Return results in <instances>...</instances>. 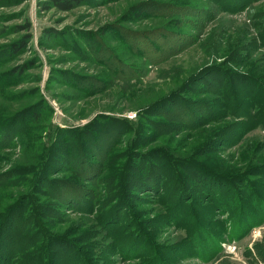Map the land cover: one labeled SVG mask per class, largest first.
<instances>
[{
	"label": "rangeland",
	"instance_id": "1",
	"mask_svg": "<svg viewBox=\"0 0 264 264\" xmlns=\"http://www.w3.org/2000/svg\"><path fill=\"white\" fill-rule=\"evenodd\" d=\"M42 2L0 0V130L4 127L2 116L21 114L17 123L19 136L11 140L13 145L0 144V264L8 255L7 264H53L50 251L43 252L42 246L27 249L33 250L35 256L33 262L24 263L21 235L25 228L31 231L35 226L28 215L33 208L27 202L24 210L22 199H25L27 184L21 178L12 177L16 168L31 162L38 149L34 137L27 139L20 135L38 104L44 105L47 117L30 123L37 126V133L40 127L42 134L48 131V124L86 129L93 119L100 133H113L114 125L101 116L137 121V113L145 109L147 113L140 119L141 134L148 136L142 141L148 144L145 158L155 156L152 150L158 154L163 147L178 156L180 161L166 160L157 165L165 177L161 181L165 194L173 186L175 177L180 176L179 181L185 183L180 187L181 195L183 199L191 198L192 203L185 201L179 205L187 206L184 215L190 209L196 212L194 208L207 198L212 201L194 177L191 162L206 160L212 170L230 178L227 187L224 185V214L222 211L218 216L225 220L224 225L234 236L221 238L212 259L203 261L194 256L183 259L180 264H264L255 255L258 250L264 254V131L259 127L251 129L237 142L232 138L234 128L229 121L235 120L233 117L206 123L210 117L201 113L202 107L197 111L182 102L174 104L175 99L157 105L169 94L181 96L184 84L191 89L182 96L193 102L206 100L213 106H218L229 90L243 95L250 88L247 96L253 97L258 92L255 99H260L264 88V41L258 35L264 27V0H84L66 11L47 9ZM240 75H253L262 88L256 89L242 80L243 76L238 81ZM208 77L215 79L210 88L204 86ZM179 106L182 111L179 109L178 117L173 116ZM190 112L198 120L194 121ZM30 118L33 120V116ZM171 121L178 128L166 132L162 125ZM91 135L99 136L97 130H92ZM74 139L87 141L88 137L75 135ZM129 139V134L119 135L112 142L114 154L108 162L107 174L112 171V163L120 166L125 162ZM132 157L126 158L123 167L125 172L132 169L137 177L147 165ZM128 189L134 195L128 200L129 208L123 211L118 229L141 232L155 220L156 212L164 208L165 199L157 202L152 192ZM41 200L54 203L46 195ZM134 207L145 210L135 219V229L128 222V214ZM50 209L46 208L41 217L44 228L51 233L65 234L68 244L77 249L72 252L66 247L65 252L70 253L74 264L83 263L92 247L87 234L96 222V215L67 211L70 212L67 222L52 224L55 216L47 211ZM184 218L180 222L188 223ZM253 218L257 223L243 236L237 238L232 233ZM171 228L172 234L163 233L157 244L162 257L171 254L169 248L173 245H168V239L184 234L183 229ZM207 228L211 230L210 225ZM201 235L196 233V238L200 239ZM40 239L44 242L45 236ZM189 245L197 253L205 250L196 241ZM52 251L57 253L52 257L56 262L60 260L59 254H64L58 248Z\"/></svg>",
	"mask_w": 264,
	"mask_h": 264
},
{
	"label": "trees",
	"instance_id": "2",
	"mask_svg": "<svg viewBox=\"0 0 264 264\" xmlns=\"http://www.w3.org/2000/svg\"><path fill=\"white\" fill-rule=\"evenodd\" d=\"M83 1L43 0L42 4L47 9L55 7L58 10L66 11L80 5ZM243 6H245V3ZM258 36L264 41V27L259 30ZM146 42L151 45L148 40ZM251 46L252 44L247 48H251ZM252 49L254 50L255 48ZM237 56H239V53ZM219 71L223 72L221 69ZM243 75L237 78L238 81H241L240 79ZM243 79L253 87H256V89L262 88L253 75H245ZM213 82L215 83V79L208 77L204 86L210 88L213 86ZM232 85H234V80H232ZM189 89H191L190 85L184 84L181 86V96L178 93L169 94V97L167 96V98L158 102L157 105H162L168 102V100L175 99L177 102L174 104L182 102L183 104L189 105V107H194L197 111L202 107L201 113L210 117L206 123L210 121L219 122L227 117H233L235 120L230 119L229 121H231V126L234 128L232 138L234 141L237 139V142L251 129L259 127L264 131V101H261L262 98L264 99V88L260 99H255L259 96L257 91V94L253 97L249 98L247 96L250 88H247L243 95H240V91L237 93L229 90L224 94V100H221L218 106H213L212 102L206 100L200 103L199 101L193 102L190 98L182 96ZM218 91L221 93L219 89ZM45 109L44 105L38 104L31 113L33 120L29 116V121L25 122L22 131L20 130L21 138L28 139L29 137H34L35 142L37 141L36 145H38L36 149H38L35 151L31 162L27 166L16 168V172L13 173V176L11 175L13 179L21 178V182H24L25 185L27 184V192L23 195L25 199H22V207L26 210L25 203L28 202L33 208L32 213L28 215H31V218H33L35 226L31 231L25 228L21 235L25 249L23 251V256H25L24 263H29V261L33 262L32 258L35 256L32 253L33 250L28 252L27 249H36L38 246H42L41 249L43 252L45 250L47 252L50 251L49 254L53 264H74L72 256L70 253L65 252V250L67 247V249L70 248L73 252L77 250L76 246L68 244L70 242L65 238V234L47 231L44 228L46 226L45 222H41V217H44L43 213L46 212L45 209L48 207H52V209L47 211L52 212L53 217L55 216L56 222H51L52 224L67 222L68 214L77 210L96 215L94 216L96 222L89 227L92 228L89 229L88 234L85 232L82 233L83 235L87 234L88 239H91L92 247L87 251L89 257L85 258L81 264H164L167 262L169 264L170 262L180 264V261L183 259L194 258V256L202 258L203 261L205 259L210 260L215 256L221 238L229 235L234 236L231 235V230H227V227L224 225L225 220L218 216L222 211L224 214V185L227 187L226 183L230 181V178L225 176L224 173L220 174L219 172H215V169L212 170V166L206 160L197 159V161L194 160L190 164V168L195 171L194 177L196 180L198 179L197 182L210 195L209 197H212V201H208L209 198H207L205 203L198 204V207L194 208L198 214L190 209L184 215V210L187 206H179L185 201L189 205L192 203L191 198L183 199L181 195L182 193L180 191L182 188L180 187L182 185L184 186L185 183L183 184L179 181L180 176L175 177L174 184L169 189L168 194L163 192L161 181L165 177L157 163L166 160L175 163L180 160L173 151L164 147L158 154H156L155 150H152L155 156L150 155L145 158L146 151L144 150L148 144L142 141L145 137L148 138V136L141 134L143 124L140 121L141 115L147 113L145 109L142 110V113H137L139 116V120L137 121L130 120L127 117H115L112 115L101 116L102 119L110 120L114 125V132H108L109 134L100 133L98 124L95 121L96 119H93L91 123H87L91 127L87 125L84 127L86 129H81L79 126L63 128L58 125L48 124V131L45 134H42L40 127L37 133V126L35 124L32 125L30 122L35 120L43 121L47 117L46 113H44ZM179 109L182 111L181 106L179 108L177 107L173 112V116H179ZM190 113H192L191 117L194 121L195 119L198 120V117L195 118L194 112ZM20 115L2 116L1 121L4 127L3 130H0V144L4 142L7 146L13 145L11 140L19 136L17 129L19 125L17 123ZM169 118L171 120L174 119L171 116ZM156 124L157 122H154V125ZM162 126L166 128V132L171 131L172 128L174 131L178 128L172 121L170 124H163ZM92 130H97L99 136L93 137L91 135ZM126 134H129V138L131 139H129L128 145L125 147V162L126 158L131 155L133 156L131 159L141 161L143 165H147V168L144 166L142 173L137 177L134 176L132 169L127 172L124 171L123 166L125 162H122L120 166L116 162L112 163V171L107 174L108 162H110V158L114 154V145H112V142L119 135ZM75 135L87 136L88 139L87 141H83L85 140L84 138H81L83 140H72ZM128 188H132L135 191L143 189V191L152 192L157 196V202L165 199L162 202L164 208L156 212L155 220H152L153 222H150L149 225L142 228L141 232L137 233L134 230L128 229L124 231L123 228L118 229V226L121 225L119 223H121L123 211L129 208L128 200L130 197L133 198L134 195ZM160 192L162 193L160 194ZM40 195L48 196L54 203H43ZM213 195L216 196L213 197ZM251 201L253 200L251 199ZM98 208L101 210L99 213H96ZM135 209L134 207L133 211L128 214V222H131L134 229L137 225L135 219H139V216L145 212V210L142 211L139 208L137 210ZM225 213L229 212L226 211ZM183 216L186 221L188 219V223L180 222ZM260 218H263V215ZM256 221L253 218L244 223V225H240L242 228L238 229V231L233 230L232 233L235 232L237 238L241 237L251 225L257 223ZM208 225L211 226V230L209 228L206 229ZM99 226L101 230H99ZM171 227L177 231L183 229L184 234L170 236L168 245H173V247L169 248L171 254L169 256L167 255V257H162L158 252L157 244L163 233L167 235L172 234ZM70 232L73 233V231ZM196 233L202 234L200 239L196 238ZM43 235L45 236V240L41 242L40 237ZM3 238L5 239L6 235H3ZM192 241L198 242L206 251L204 250L202 252L201 250V252L197 253V250L191 248L192 245H189ZM13 244H15V241H13ZM207 246H210V249ZM53 248H58V252L64 251V254H59L60 260L57 261L58 263L55 260V262L53 261L56 256L55 254H57L55 251H52ZM43 252L42 256L44 255ZM255 255L259 260L264 262V254L259 250ZM9 257L10 255L4 259V263L2 264H7L10 261Z\"/></svg>",
	"mask_w": 264,
	"mask_h": 264
}]
</instances>
